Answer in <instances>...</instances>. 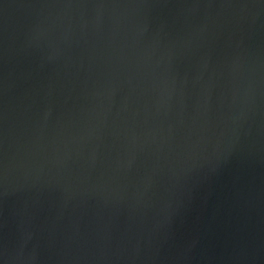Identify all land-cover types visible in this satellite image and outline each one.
Returning a JSON list of instances; mask_svg holds the SVG:
<instances>
[{
    "label": "water",
    "instance_id": "95a60500",
    "mask_svg": "<svg viewBox=\"0 0 264 264\" xmlns=\"http://www.w3.org/2000/svg\"><path fill=\"white\" fill-rule=\"evenodd\" d=\"M0 264H264V0H0Z\"/></svg>",
    "mask_w": 264,
    "mask_h": 264
}]
</instances>
